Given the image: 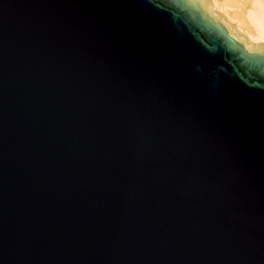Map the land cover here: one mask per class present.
I'll return each instance as SVG.
<instances>
[{"label":"water","instance_id":"1","mask_svg":"<svg viewBox=\"0 0 264 264\" xmlns=\"http://www.w3.org/2000/svg\"><path fill=\"white\" fill-rule=\"evenodd\" d=\"M198 0H0V264H264V43Z\"/></svg>","mask_w":264,"mask_h":264},{"label":"bare ground","instance_id":"2","mask_svg":"<svg viewBox=\"0 0 264 264\" xmlns=\"http://www.w3.org/2000/svg\"><path fill=\"white\" fill-rule=\"evenodd\" d=\"M202 2L206 15L221 20L229 35L240 38L245 48L256 50V42L264 43V0H233L230 11L224 0H198Z\"/></svg>","mask_w":264,"mask_h":264},{"label":"rangeland","instance_id":"3","mask_svg":"<svg viewBox=\"0 0 264 264\" xmlns=\"http://www.w3.org/2000/svg\"><path fill=\"white\" fill-rule=\"evenodd\" d=\"M224 4L229 9V11H230V9L234 10L233 8H230L234 4L233 0L232 1L231 0H224ZM227 5H229V6H227ZM228 9H226V10L228 11ZM219 23H221L225 27L224 23L221 20H219Z\"/></svg>","mask_w":264,"mask_h":264}]
</instances>
